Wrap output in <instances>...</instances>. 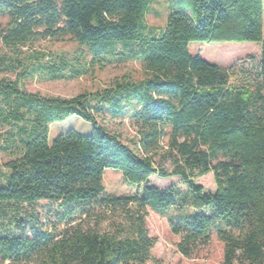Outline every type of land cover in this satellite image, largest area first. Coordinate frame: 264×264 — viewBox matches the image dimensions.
Instances as JSON below:
<instances>
[{
	"label": "trees",
	"instance_id": "16d2710c",
	"mask_svg": "<svg viewBox=\"0 0 264 264\" xmlns=\"http://www.w3.org/2000/svg\"><path fill=\"white\" fill-rule=\"evenodd\" d=\"M191 2L193 16L170 12L154 31L145 20L151 0H0V16L8 18L0 28L3 47L69 39L79 62L90 54L93 65L104 67L119 54L135 58L143 75L70 99L40 97L20 90L18 80H0L9 108L3 121L15 128L6 142L20 153L5 164L0 212L4 205L48 204L27 221L15 218L14 234H0V264L155 262L147 210L167 220L185 258L215 235L222 264H264L263 0ZM191 42H253L261 50L222 67L191 54ZM31 58L48 79L68 78L64 60L59 67L44 66L43 54ZM104 113L130 120V145L98 122ZM70 117L90 124L91 133L69 130L50 142L48 125ZM108 169L141 191L108 195ZM207 174L214 192L195 182ZM152 175L179 178L187 192L149 186Z\"/></svg>",
	"mask_w": 264,
	"mask_h": 264
},
{
	"label": "rangeland",
	"instance_id": "374dc122",
	"mask_svg": "<svg viewBox=\"0 0 264 264\" xmlns=\"http://www.w3.org/2000/svg\"><path fill=\"white\" fill-rule=\"evenodd\" d=\"M264 4V0H263ZM181 11L193 16L194 8L191 0H151L149 13L146 16V24L154 31L159 30L165 24L170 12ZM8 22L7 17L0 16V28H4ZM156 35V33H155ZM263 40H264V13H263ZM191 54L199 55L205 62L217 66L226 67L247 56L258 57L260 55L261 43L253 42H191L188 45ZM77 45L65 39L64 41L41 40L32 45L16 48H5L0 44V80L7 82L17 81L18 88L26 93L37 94L45 98L70 99L83 92L93 93L109 87L114 81L129 78L133 81L140 80L143 75L139 63L135 58H127L119 55L120 46H116L117 57L110 58V64L103 63L101 67L92 64V56L89 54L84 61L79 62ZM36 53L43 54L42 64L59 66L60 60L67 63L63 74L66 79L51 80L46 76V71L40 66L39 59L31 58ZM123 53H127L123 51ZM118 59H122L119 61ZM41 62V60H40ZM79 62V64H78ZM84 64V65H83ZM42 65V66H43ZM43 66V67H44ZM60 67V66H59ZM87 68L86 74L78 78H69L75 71ZM22 73V74H21ZM19 78V79H18ZM9 112V108L0 98V186L4 182V176L8 174L5 164L19 157L15 145L6 142L7 135L15 128L6 125L2 115ZM98 122L112 134L118 135L121 140L130 145L134 139V129L127 117L113 118L110 114L104 113L96 117ZM69 130H74L83 135L91 133V125L74 117L67 118L62 122L48 125V140L51 142L55 137ZM12 145V146H11ZM10 147V148H8ZM159 164V159H155ZM169 171L168 164L162 166ZM206 192H214L215 186L211 174L195 179ZM103 186L108 195L129 196L141 191L142 186L128 184L119 171L108 169L103 175ZM149 186L161 190L175 188L181 193H186V186L179 178H159L152 175L149 178ZM48 206L45 202H38L32 205H20L12 208L4 205L0 212V234H14L12 226L15 218L27 221L30 213H39ZM149 236L155 239V244L150 252L155 262L147 264H222L223 247L215 235H212L210 242L198 249L191 258L181 256L176 250L178 236L171 234L166 219L147 210L145 219ZM102 229L106 228L103 224Z\"/></svg>",
	"mask_w": 264,
	"mask_h": 264
}]
</instances>
